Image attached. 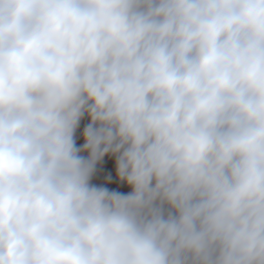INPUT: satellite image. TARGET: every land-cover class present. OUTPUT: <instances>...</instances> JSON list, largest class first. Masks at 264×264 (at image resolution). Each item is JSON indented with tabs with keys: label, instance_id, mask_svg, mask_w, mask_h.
Listing matches in <instances>:
<instances>
[{
	"label": "clouds",
	"instance_id": "obj_1",
	"mask_svg": "<svg viewBox=\"0 0 264 264\" xmlns=\"http://www.w3.org/2000/svg\"><path fill=\"white\" fill-rule=\"evenodd\" d=\"M0 264H264V0H0Z\"/></svg>",
	"mask_w": 264,
	"mask_h": 264
},
{
	"label": "rangeland",
	"instance_id": "obj_2",
	"mask_svg": "<svg viewBox=\"0 0 264 264\" xmlns=\"http://www.w3.org/2000/svg\"><path fill=\"white\" fill-rule=\"evenodd\" d=\"M111 186V185H110ZM126 190V189H125Z\"/></svg>",
	"mask_w": 264,
	"mask_h": 264
}]
</instances>
